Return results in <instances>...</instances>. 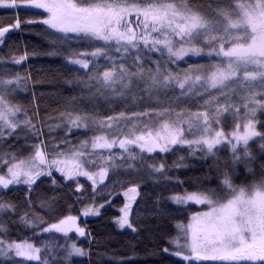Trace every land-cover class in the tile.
I'll list each match as a JSON object with an SVG mask.
<instances>
[{"label": "snow or ice", "instance_id": "6c2138e0", "mask_svg": "<svg viewBox=\"0 0 264 264\" xmlns=\"http://www.w3.org/2000/svg\"><path fill=\"white\" fill-rule=\"evenodd\" d=\"M0 7L40 10L42 19L23 23L47 26L56 49L47 54L76 67L67 83L90 102H67L42 117L39 104L29 111L15 99L30 75L0 70V264L90 259L86 218L116 207L117 198L114 224L138 232L134 205L143 178L166 176V158L177 152L211 158L218 187L167 197L207 210L186 222L176 218L177 234L163 251L185 264H264V0H0ZM21 23L17 12L14 22L0 25V47L9 49L0 65L28 59L26 48L15 54L9 44ZM241 164L254 177L259 172L247 187L233 182ZM45 182L53 192L67 190L72 202L61 207L59 197L38 196ZM21 189L23 207L5 198ZM13 215L31 237L11 238V221L2 217Z\"/></svg>", "mask_w": 264, "mask_h": 264}, {"label": "trees", "instance_id": "16d2710c", "mask_svg": "<svg viewBox=\"0 0 264 264\" xmlns=\"http://www.w3.org/2000/svg\"><path fill=\"white\" fill-rule=\"evenodd\" d=\"M192 2L203 5L211 0H192ZM17 12L22 23L19 30H13L9 35V44L15 46V54H22L26 48L29 57L20 65H14L11 62L0 65V70L7 68L9 72L30 75L28 84L21 90L24 93L22 95L19 93V96L15 97L16 101L29 111L33 102L39 104L42 117L49 114L55 115L56 109L64 107L67 102L90 107V102L86 99V94L82 93L81 88L75 84L67 83L68 80L74 79L76 67L66 63L63 56L47 54L56 51L52 47L53 37L49 35L50 30L47 26L41 23H23L24 20L42 19L40 10L28 7H21L18 10L0 7V25L6 26L14 22ZM8 51L7 47H0V57L6 56ZM33 51H35V55H32ZM180 67L184 68L186 65L181 64ZM81 75L83 74L81 73ZM33 86L37 93L35 101L32 97ZM39 93H44V95L40 96ZM99 107L101 112L107 110V105L103 101L99 102ZM260 119L264 120V115H261ZM15 147L14 143L13 148ZM252 147L253 151L259 155L258 144L253 143ZM181 155L185 157L183 161L185 166L177 168L175 165L179 162ZM166 163V176L145 175L143 178L142 197L138 198V207L134 205V212L138 211L139 213L138 218L134 219L138 232L133 233L128 229L121 230L114 224L112 218L119 215L118 207L122 203L121 199L117 198L113 202L116 207L106 206L101 210V216L86 218L87 231L90 232L92 238L90 241L91 258L89 259L87 256L73 257L72 264H118L120 260H125L127 264H185L175 256L165 253L163 249L170 247L169 239L177 234L174 229L176 218L186 222L185 218L198 209L196 206L185 209L175 205L167 197L181 192L183 189L192 191L200 186L216 189L218 173L212 166L211 158L204 160L199 157V154L197 156H189L187 152L169 154ZM236 173L239 176L233 182L239 186L247 187L259 179L258 171L254 177L253 174L245 170L244 165H239ZM57 179L59 180L58 174ZM177 180L183 181V184L178 185ZM87 186L88 184L85 183L86 188ZM37 195L59 197L61 207L65 202L71 203L73 200L67 190L53 192L47 182L41 185ZM5 198L17 200L23 207V189L10 191L5 194ZM37 211L45 219H50L45 214L46 210H40L37 206ZM2 218L11 221L12 239L19 240L32 236V230L20 223L18 216ZM84 220L85 218H81L82 226ZM78 245L86 250L89 249V241L86 239L80 238ZM208 264H214V262H208Z\"/></svg>", "mask_w": 264, "mask_h": 264}, {"label": "rangeland", "instance_id": "374dc122", "mask_svg": "<svg viewBox=\"0 0 264 264\" xmlns=\"http://www.w3.org/2000/svg\"><path fill=\"white\" fill-rule=\"evenodd\" d=\"M193 59L195 60V59H197V58H193ZM200 62H201V63H206L207 61H206V60H201ZM172 67L175 68V66H172ZM23 91H24V90H23ZM19 93H21V95H22L24 92L19 91V92L16 94V97L19 96ZM241 165H243V164H241ZM177 168H180V167H177ZM238 176H239V175H238L237 173L234 174V175H233V180L237 179ZM81 181H83V182H85V183H87V184L90 183V182H86L84 178H81ZM196 207H197V209L200 210V211H205V210H207L206 207H205V206H202V205H196ZM81 218L84 219L83 217H81ZM176 258H177V257H176ZM177 259H178L180 262L185 263V262L181 261L179 258H177Z\"/></svg>", "mask_w": 264, "mask_h": 264}, {"label": "water", "instance_id": "95a60500", "mask_svg": "<svg viewBox=\"0 0 264 264\" xmlns=\"http://www.w3.org/2000/svg\"><path fill=\"white\" fill-rule=\"evenodd\" d=\"M10 34H11V32L8 35H10ZM83 239H85V238H83Z\"/></svg>", "mask_w": 264, "mask_h": 264}, {"label": "flooded vegetation", "instance_id": "af4514ba", "mask_svg": "<svg viewBox=\"0 0 264 264\" xmlns=\"http://www.w3.org/2000/svg\"><path fill=\"white\" fill-rule=\"evenodd\" d=\"M201 61V60H200Z\"/></svg>", "mask_w": 264, "mask_h": 264}]
</instances>
